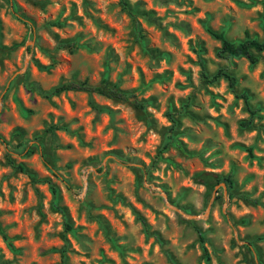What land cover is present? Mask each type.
<instances>
[{
	"label": "rangeland",
	"instance_id": "obj_1",
	"mask_svg": "<svg viewBox=\"0 0 264 264\" xmlns=\"http://www.w3.org/2000/svg\"><path fill=\"white\" fill-rule=\"evenodd\" d=\"M14 1L0 0V264H264V51L222 57L208 31L263 39L264 0H125L136 19L123 0ZM69 80L146 107L52 93Z\"/></svg>",
	"mask_w": 264,
	"mask_h": 264
},
{
	"label": "trees",
	"instance_id": "obj_2",
	"mask_svg": "<svg viewBox=\"0 0 264 264\" xmlns=\"http://www.w3.org/2000/svg\"><path fill=\"white\" fill-rule=\"evenodd\" d=\"M8 2L13 8V11L16 13L18 6L15 3V1L8 0ZM123 3H124V8L128 10V12L133 16L134 19H136V13L131 9H129L125 0H123ZM208 31L211 33V35L221 40L222 45L218 52L220 56L246 57L253 64L260 61L261 52L264 51V38L259 39L256 37H252L250 33L246 31L245 38L243 40L231 41L226 37L224 31H216L212 28H208ZM77 44L78 43L76 41H62L60 42L59 46L71 48V47H76ZM202 74L210 82H214L220 78H225L229 81L231 86H235L237 83L236 77L232 73L228 72L226 69H219L215 74L210 75L205 70L204 67ZM68 90H82L90 93H97L114 100H122V101L130 102L131 104L134 105V107L140 110H143L146 107V103L144 101L139 100L133 92L122 90L121 88L108 82L107 80H103L98 84H90L87 81L69 80L56 86L52 90V93L58 94ZM243 97L245 99L247 109L250 113V117L248 120H243L241 122V126L251 127L254 123L255 118H261L262 116L259 115V109L254 108L252 106L248 95L243 94ZM173 120L175 121V119ZM262 129L264 131V127ZM10 162L14 168L20 169L22 171H26V168L23 164H16L13 160H11ZM224 180L228 183L230 187H232L233 180L231 176H227L226 178H224ZM53 191L57 192V189L53 187ZM144 224L146 228H148V225L145 222ZM66 227L68 229H71V225L68 222H66ZM199 234H200V238L203 240V234L200 230H199ZM106 235L111 241H113V238L111 237L109 232H106ZM5 237L7 238L6 235ZM63 257L64 258L66 257L65 251L63 253ZM173 262L174 264H177L175 261ZM62 264H67L65 259L63 260Z\"/></svg>",
	"mask_w": 264,
	"mask_h": 264
}]
</instances>
